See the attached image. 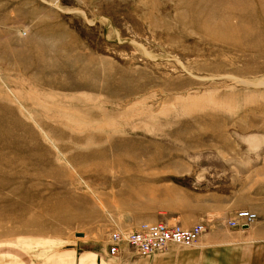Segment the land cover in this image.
<instances>
[{"label": "rangeland", "instance_id": "1", "mask_svg": "<svg viewBox=\"0 0 264 264\" xmlns=\"http://www.w3.org/2000/svg\"><path fill=\"white\" fill-rule=\"evenodd\" d=\"M241 202L264 205V0H0V264H94Z\"/></svg>", "mask_w": 264, "mask_h": 264}, {"label": "crops", "instance_id": "2", "mask_svg": "<svg viewBox=\"0 0 264 264\" xmlns=\"http://www.w3.org/2000/svg\"><path fill=\"white\" fill-rule=\"evenodd\" d=\"M240 206L258 216V220L246 229L216 224V229L210 227L211 231L201 235L193 246L171 248L166 253L150 257L122 254L113 257L115 255L108 246V254L113 256L97 259L94 264H264V205L241 202ZM238 211L232 206L223 212L230 216Z\"/></svg>", "mask_w": 264, "mask_h": 264}, {"label": "built area", "instance_id": "3", "mask_svg": "<svg viewBox=\"0 0 264 264\" xmlns=\"http://www.w3.org/2000/svg\"><path fill=\"white\" fill-rule=\"evenodd\" d=\"M258 220L255 212L240 210L228 221L230 228L246 229ZM207 231V225L200 223L190 228L180 224L169 225L164 222L143 223L132 231H115L111 235V251L121 253L127 246L140 257L163 252L170 244L191 246Z\"/></svg>", "mask_w": 264, "mask_h": 264}]
</instances>
